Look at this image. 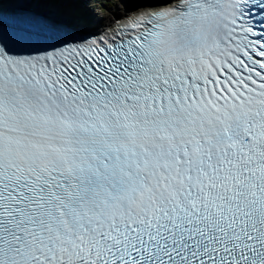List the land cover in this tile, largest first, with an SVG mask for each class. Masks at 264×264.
<instances>
[{
  "label": "snow or ice",
  "instance_id": "6c2138e0",
  "mask_svg": "<svg viewBox=\"0 0 264 264\" xmlns=\"http://www.w3.org/2000/svg\"><path fill=\"white\" fill-rule=\"evenodd\" d=\"M72 6L0 0V264H264V0Z\"/></svg>",
  "mask_w": 264,
  "mask_h": 264
},
{
  "label": "rangeland",
  "instance_id": "374dc122",
  "mask_svg": "<svg viewBox=\"0 0 264 264\" xmlns=\"http://www.w3.org/2000/svg\"><path fill=\"white\" fill-rule=\"evenodd\" d=\"M131 1L133 2L135 0H104V3L101 4H98V2H101L98 0L95 2L93 9V25L109 23L114 18V15L116 17L121 16Z\"/></svg>",
  "mask_w": 264,
  "mask_h": 264
},
{
  "label": "bare ground",
  "instance_id": "6f19581e",
  "mask_svg": "<svg viewBox=\"0 0 264 264\" xmlns=\"http://www.w3.org/2000/svg\"><path fill=\"white\" fill-rule=\"evenodd\" d=\"M161 2L162 0H135L133 2L131 1V4L129 3L125 11L122 13L121 16H118V18H124L126 16H129L131 13L138 11L142 8L157 6ZM114 17H116V15H114ZM118 18H113L111 22L118 20Z\"/></svg>",
  "mask_w": 264,
  "mask_h": 264
},
{
  "label": "trees",
  "instance_id": "16d2710c",
  "mask_svg": "<svg viewBox=\"0 0 264 264\" xmlns=\"http://www.w3.org/2000/svg\"><path fill=\"white\" fill-rule=\"evenodd\" d=\"M75 13L77 14V15H84L86 18H87V20H84V22L86 23H89V24H91L92 23V21H93V19H92V17L88 14V10H86V9H83V10H81L80 8H78V5L77 4H75Z\"/></svg>",
  "mask_w": 264,
  "mask_h": 264
}]
</instances>
